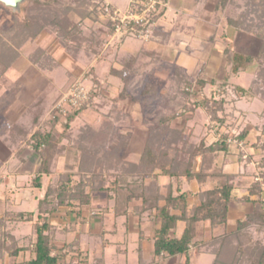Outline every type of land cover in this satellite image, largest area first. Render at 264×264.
Masks as SVG:
<instances>
[{"label": "crops", "instance_id": "0c3cea01", "mask_svg": "<svg viewBox=\"0 0 264 264\" xmlns=\"http://www.w3.org/2000/svg\"><path fill=\"white\" fill-rule=\"evenodd\" d=\"M130 2L91 0L87 8L90 11L93 5L107 6L112 11L124 13L131 10ZM229 4V0H161L153 16L151 35L147 41L126 35L112 49V55L94 63L85 51L77 57L69 56L59 46L57 37H52L47 30L31 43L20 48L12 47L11 52L17 53V56L10 67L0 70V221L5 222L0 232L9 233L18 243L15 235L18 232L14 233V225L24 221L16 219V215L23 214V219H26L27 214L32 213V219L27 222L36 220L37 203L44 195L46 181L63 174H73L68 169H77L83 149L90 147L92 154L114 150L118 155V164H137L151 122L160 114L174 110L177 116L172 119L171 128L187 131L190 135L196 112L204 109L197 107L182 114V110L175 108L178 98L164 93L166 88L175 85L176 74L189 79L195 96L191 98L201 102L205 99L216 100L214 96V99L202 96L206 89L213 88L217 92L220 88L225 90L228 79L251 66H240L237 72H232L236 63L229 56H253L247 50L250 46L254 47L256 39L231 27L232 21L224 17L231 7ZM97 11V25L87 16L81 23V30L86 35L95 32L105 39L111 33L109 19L101 14L99 8ZM72 15L77 16L74 21L80 20L76 12ZM45 55L49 56L48 63L38 60L39 56ZM80 72H85L96 87L91 96L97 100L99 107L98 112L86 110L74 118L70 124L84 126L74 135L75 146L72 142L74 147L66 148L63 141H67L68 135L61 129L65 118L59 117L53 127L51 111L60 93L69 85V78H75ZM238 88L243 87H236V91ZM151 109L153 112L148 113ZM36 132L51 133L60 139V151L53 157L50 175L43 179L40 189L32 186L38 169V152L33 148ZM246 142L247 139H244L241 145L235 143V149L230 144L226 152L214 157L213 168L235 174L244 186L233 191L235 199L228 210L227 232L234 230L229 222L237 211L235 204L243 202L251 206L245 200L248 196V186L244 183L247 173L238 172L237 169L253 164L251 156L256 155L254 150L261 147L255 144L247 149ZM240 154L243 155L241 160ZM154 174L157 176L153 181L161 196L186 194L187 214L199 205V194L215 186L209 180L168 178L159 175L158 171H154ZM149 183L150 179H146L145 184ZM88 199L87 205L78 209L60 206L57 212L47 216L51 255L65 254L63 264H185V259L180 255H154V237L161 224L154 210L139 214L135 208L140 206V202L135 201L119 215L116 214L111 193L93 191ZM255 199V195L249 196V200ZM163 204V201L159 202V206ZM250 211L251 208L242 216L246 217ZM171 214L178 215L179 212L171 211ZM184 229L185 222L177 221L171 237L179 239ZM214 232L208 222L198 227L196 240L199 243L196 246L188 245L191 264H199L201 253L209 255L210 264L213 263V252L202 247L201 242L208 244ZM203 233L208 234V238H203ZM25 253L30 257V252Z\"/></svg>", "mask_w": 264, "mask_h": 264}, {"label": "trees", "instance_id": "16d2710c", "mask_svg": "<svg viewBox=\"0 0 264 264\" xmlns=\"http://www.w3.org/2000/svg\"><path fill=\"white\" fill-rule=\"evenodd\" d=\"M29 2H31L30 6L26 7L25 4ZM29 2H23L19 5L17 11H13L0 3V6L8 9L10 13H19V15L23 14L25 16L24 20L20 22V26L22 31L31 33V36L24 45L30 43V40L35 39L42 31L48 29L55 32L59 46L66 48V50L68 48H79L78 42L81 39H86V34L81 30V23L84 22L87 16L89 18L91 16L93 23L97 25L98 21L95 15L97 13L94 10L97 11V8H99L100 11L102 9V6L94 5L92 10L89 11L87 7L90 2L88 0H29ZM247 4L251 8H257L261 18H259V23L255 24L252 22L246 25L249 13H243L239 29L253 35L259 41V46L253 56L234 54L233 57L229 56V59H233L234 63H236L232 67V72L234 73L238 71L240 66L246 68L251 64H257L256 79L252 81V85L246 90L238 88V91L243 94L250 93L251 97L261 100L260 98L264 99V96L258 91L259 89L263 90L264 87V80L261 77V75H264V2L262 0H249ZM73 11L77 13L80 20L74 22L71 19L70 14ZM111 13L112 9L109 11L110 15ZM108 21L109 28L112 31L111 22L110 20ZM254 29L255 33L253 32ZM91 34L93 38L97 37L95 32ZM67 40L73 42L72 47L66 44ZM88 41L90 47H87L91 49L92 42L91 40ZM8 51L6 50L8 56L5 55L8 60L2 65L3 69L10 67L12 60L17 56V53H13L11 50ZM2 54L3 51H1L0 55ZM44 61L43 63H45ZM176 85L182 88L178 87L179 89H177L180 99L175 104V108L184 109L185 112L194 111L195 108L201 107L206 111L211 121L216 120L220 124L224 123V118L218 115L219 112H222L224 100L205 99L201 102L189 103L190 97L194 96L189 79L176 74ZM255 85H258V87H255ZM254 87L255 90H253ZM85 108L82 107L77 111L70 110L66 114L64 117L65 122L62 124L64 131H67L70 123ZM51 113L53 117L51 126L54 127L58 123L59 117L55 116V110H52ZM176 116L177 114L174 110L172 113L160 114L151 122L149 134L137 164L126 165L122 162L118 164L116 151L92 154L89 147L81 151L79 165L74 174H63L47 180L44 195L37 203V219L33 223L34 232L30 246L18 248L16 246L17 241L5 232L6 236L11 237L13 240L11 241V248L6 250L9 258L8 264H63L65 254L51 255L50 238L47 235L49 231L47 216L57 212L60 206L75 210V208L78 209L83 205H87L89 193L93 191L111 193L115 200L116 214L119 215L123 210H127L130 203L135 201L140 202V206L135 208L139 214L145 211L149 213L154 210L156 218L160 219L161 222L160 228L154 237V255H180L185 259V264H191L188 245L196 246L199 243L196 240L197 229L204 222H208L213 231L221 230V233L214 235L208 244L201 242L202 247L211 249L213 252L214 259L212 264H224L227 260V253L231 252L228 249H232V246L228 244L229 238H232V236L234 238L237 237L249 221L258 223L261 226L264 225L261 184L255 180L248 188V196L245 197V200L251 204L252 209L245 217L247 223L239 221L233 232H227L228 210L230 203L235 199L233 191L236 188H241L242 185L236 179L235 174L224 173L222 168H213V162L216 154L227 151L230 145L228 143V135L222 134L215 142L207 146L202 141L198 144L192 143L189 140V135L185 134L184 131L171 128V121ZM246 135L247 131L244 130L232 140L237 144ZM59 141L60 139L55 138L51 133L42 134L36 132L34 134L33 148L38 152V169L32 181L34 188L40 189L43 179L49 177L50 163L55 154L59 152ZM261 147L264 148V145ZM242 156V154L239 155L240 160ZM106 171L108 173L107 180L104 178V172ZM154 171H158L159 175L168 178L184 177L188 181L194 179L198 181L209 180L215 186L210 190L202 191L199 194V205L192 208L190 213L187 214L186 194L181 193L175 197L171 194L161 196L156 182L153 181L157 176ZM146 179H150L149 184H145ZM251 195H255L256 199L253 201L249 200ZM160 201L164 203L162 206H159ZM171 211L179 212V214H171ZM16 216L18 217L16 219L25 222L31 220L33 214H27L26 219H23V214H17ZM179 220L185 222V229L181 237L176 239L171 237V233ZM4 223V221H0V231ZM3 240V233L0 232V252H3L5 246ZM252 249L250 264H264V245L256 246L255 248L253 246ZM26 251L30 252V257L28 258L21 255ZM232 251L235 261L242 258L241 255L243 254L241 253L243 251L240 243L237 242ZM1 257L2 253H0V259Z\"/></svg>", "mask_w": 264, "mask_h": 264}, {"label": "rangeland", "instance_id": "374dc122", "mask_svg": "<svg viewBox=\"0 0 264 264\" xmlns=\"http://www.w3.org/2000/svg\"><path fill=\"white\" fill-rule=\"evenodd\" d=\"M27 2H29V0H26ZM32 1V0H30ZM230 1V8H228V10L224 13V17L229 19L230 21H232L233 24H231L237 32H242L243 34H246V32L242 31L239 29V23L242 21V14L243 13H249V17L246 20V25L254 22L259 23L261 16L260 14L257 12V8L255 7H250L248 6V2L249 0H229ZM88 2H90L89 4H91V0ZM262 2H264V0H262ZM30 3L25 4V6H30ZM94 6V5H93ZM92 6V7H93ZM14 11V10H13ZM117 11V10H115ZM248 11V12H247ZM75 11L71 12L70 15H72V13H74ZM95 13H97L98 11L94 10ZM101 14H102V10H100ZM118 12V11H117ZM120 13V12H118ZM124 13H120V14H125ZM97 16V14H95ZM260 16V17H259ZM72 20L77 19V16L75 17L74 15L71 16ZM25 18V16L23 14L19 15V13L15 14V13H10V11H8V9L3 8L0 6V53L1 51H3V54L0 55V70H2V65L4 64V62H6L8 60L6 56H8V53L6 52V50H12L11 48L16 47V48H20L22 47V45H24V43H26L29 39H30V34L29 32H24L22 31V28L20 26V22H22ZM90 18L92 19V17L90 16ZM98 18V17H97ZM73 20V21H74ZM18 22V23H17ZM76 22V21H74ZM17 23V24H16ZM20 27V28H19ZM46 30V29H45ZM47 31L49 32V30L47 29ZM253 32L255 33V29L253 30ZM50 33H52V37H56L55 32L50 31ZM89 33V32H88ZM86 35V39L84 40H80L78 42V44L80 45L78 49L75 48H68L66 50V48H63L62 46H60L62 49H64V51L72 57H77L78 54H83L82 51H85V54H88L89 56V60L94 63L95 60H99V61H103L104 56L106 57L107 55L110 56L113 53L112 52L114 48H116L119 43H121L122 37L124 36H116L115 39L110 38V37H106L105 39H102V37L97 36L96 38L92 36L91 33H89ZM150 35H151V29H150ZM251 35V34H249ZM253 36V35H251ZM93 39V40H92ZM107 39V40H106ZM86 40V41H85ZM88 40H91V49L88 48L90 47V43ZM114 40V41H113ZM33 40H30V43L33 42ZM143 41V40H142ZM52 42V41H51ZM97 42V43H96ZM254 43H256L254 45V47L249 48V50H247V52H251V54H256L258 46H259V41L256 39L254 40ZM69 47L73 46V42L67 40L66 43ZM9 46V47H7ZM88 46V47H87ZM244 48V46H243ZM110 50V51H109ZM8 51V52H9ZM244 51V49H243ZM110 53V54H109ZM111 60L113 59L112 57L110 58ZM116 59L115 58L114 63H116ZM40 61H44L45 63L49 62V56H39ZM98 61V62H99ZM97 63V62H96ZM256 70H257V64H251L250 68L247 69L245 72H240L237 75H233L230 79L227 80V87L225 88V90H222V88L219 89V91H215L213 88L211 89H206L202 96L203 97H209L211 99H222L224 100V104H223V109L222 112H219V116H222L224 118V123L220 124V122H217L216 120L211 121L209 117H207V114H205L204 110H199L198 112H196V119H195V123L193 125H191V130L192 132H190L189 134V140L192 143L198 144L199 142H203L205 144H209L211 142H215L222 134H227L228 138L232 136V138L234 139L236 135H238L239 133H241L242 131H246L247 129L249 131L248 136L244 139H247V142L245 144V146L248 148H250L251 146H254L257 144L258 146H263L264 145V99L260 98L261 100H258L257 98L251 97L249 94L250 93H246L243 94L241 92L236 91V87H243L244 90L248 89L251 85H252V81L254 79H256ZM263 73H264V66H263ZM81 76H84L87 78L86 82H85V86L88 88H92V91H94L93 88L94 84L93 82H90V77H88L87 74H85V72H80L79 74L75 75V78L71 77L69 78L70 83L69 85L60 93V97L62 96V94H64V92L67 90V88L70 86V84L76 80L77 78H80ZM105 76H107V73L105 74ZM262 80H264V75H261ZM63 78V76H62ZM93 81V80H91ZM93 86V87H92ZM104 86V85H102ZM219 86V85H218ZM179 85H174L170 88H166L165 89V95L169 96V95H173L174 98H179V94H178V88ZM255 87H258V85H255ZM255 87L253 90H255ZM182 88V87H181ZM180 88V89H181ZM261 88V87H260ZM250 90V89H249ZM224 92V93H223ZM250 92V91H249ZM258 92H261V95L264 96V87L263 90H260ZM96 94V93H94ZM214 96V98H213ZM219 96V97H217ZM223 96V97H222ZM59 97V99H60ZM191 97H195V96H191ZM190 97V98H191ZM192 102H197V99L195 98H191ZM97 100L93 99L91 97V100L89 102V104L86 106L85 110H90L91 112H98L97 108L99 107L98 103H96ZM177 103V102H176ZM55 106V105H54ZM182 110V111H181ZM82 111V112H83ZM180 111L183 114L184 109L180 108ZM152 109L148 112V113H152ZM81 113V112H80ZM79 113V114H80ZM78 116V115H77ZM221 118V117H220ZM84 125H77L75 123L70 124L67 131H65V133H67L68 136H66L67 141H63L65 144L64 146L67 148H69V146L74 147L76 144V141L74 139V135L76 133H78L81 129V127H83ZM63 130V127L61 128ZM233 132H235L236 135L233 134ZM185 134L188 135L187 131H184ZM78 137V136H77ZM243 139V140H244ZM233 141V140H232ZM72 142L74 143V146H72ZM251 143V145H250ZM91 143H87V145H90ZM237 144H242L241 142H237ZM235 143L234 141L231 143V146H233V148L235 149ZM230 146V147H231ZM245 149V148H244ZM60 151V150H59ZM255 151L257 152L256 155L251 156V161L253 162V164H251L250 166H248V164H246V168H238L237 171L238 172H245L246 176H245V181L244 183L246 184L247 189L249 188V186L255 181L257 180L261 187V200L264 204V148H260L258 150H254L253 153H255ZM249 152V151H248ZM58 153V152H57ZM56 153V154H57ZM61 153V152H60ZM55 154V155H56ZM247 155V154H246ZM255 158V159H253ZM260 164V165H258ZM260 166V167H259ZM236 168V167H235ZM71 170L73 172V174L76 172L75 169H68ZM103 173V172H102ZM105 175V176H104ZM104 178L107 180L108 179V173L107 171L104 172ZM61 176V175H60ZM111 180V179H110ZM238 180V179H237ZM248 180V181H247ZM74 183H76V181H74ZM239 183H241L239 181ZM242 185V184H241ZM244 187V186H243ZM242 187V188H243ZM246 189V190H247ZM236 206V213L232 214V217L230 218V222H229V226L230 228L234 229L236 228V224L237 222H243V223H247L246 218L244 216H242L244 213H247L248 210H250V208L252 209V206H250L249 204H243V202H241L240 204H235ZM26 209V208H25ZM28 210V208H27ZM36 217V216H35ZM36 221V220H34ZM34 221H30V222H23L22 224H15L14 228L15 231L14 233H16L15 235L17 236L16 238H18V243H17V247L18 248H26L28 246H30V241L33 238V223ZM32 222V223H31ZM12 225V224H10ZM13 228V229H14ZM228 228V227H227ZM234 230H232L231 232H233ZM7 231V230H6ZM221 233V230H215L214 235H217ZM9 236H11L8 233ZM14 235V236H15ZM212 235L211 238L214 236ZM207 237L208 238V234H202V237ZM3 238H4V248H3V252L2 253V257L0 260V264H8L9 263V258L7 257V248L10 249L11 248V241H13L11 239V237L6 236L5 233H3ZM14 238V237H13ZM237 238V240H236ZM230 241L228 242L229 245L232 246V249H228L227 253V260L224 264H250V253L252 252V247L254 246V248L256 246H262L264 245V225H259L258 223H254L253 221H249L247 223V225H245V227L243 228V230H241V233L237 235V237L234 238V236H232V238H229ZM240 243L242 246V253L243 255L241 259H238V261H235L234 257H233V249L236 243ZM214 243V242H213ZM227 244V245H228ZM257 244V245H256ZM231 248V247H230ZM24 257H29L28 253H24L23 254ZM211 257H209V255H203L202 253L200 254L199 257V264H210V259ZM236 262V263H234Z\"/></svg>", "mask_w": 264, "mask_h": 264}, {"label": "built area", "instance_id": "2783aa9c", "mask_svg": "<svg viewBox=\"0 0 264 264\" xmlns=\"http://www.w3.org/2000/svg\"><path fill=\"white\" fill-rule=\"evenodd\" d=\"M130 3L131 10L125 14L113 10L110 15V9L107 6L102 8V15L108 16L111 22L112 31L108 37L133 35L147 41L150 37L153 16L157 12V6L161 0H131ZM86 80V77L81 76L70 84L53 109L56 111L55 116L65 117L70 110L77 111L89 104L92 89L84 85ZM233 134L236 135L235 132ZM232 142L231 136L228 143Z\"/></svg>", "mask_w": 264, "mask_h": 264}, {"label": "water", "instance_id": "95a60500", "mask_svg": "<svg viewBox=\"0 0 264 264\" xmlns=\"http://www.w3.org/2000/svg\"><path fill=\"white\" fill-rule=\"evenodd\" d=\"M26 0H0V3L14 11L19 9V5Z\"/></svg>", "mask_w": 264, "mask_h": 264}]
</instances>
